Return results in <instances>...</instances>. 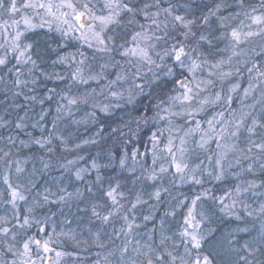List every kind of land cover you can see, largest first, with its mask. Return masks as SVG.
<instances>
[{"label": "snow or ice", "instance_id": "6c2138e0", "mask_svg": "<svg viewBox=\"0 0 264 264\" xmlns=\"http://www.w3.org/2000/svg\"><path fill=\"white\" fill-rule=\"evenodd\" d=\"M0 83V264H264V0H0Z\"/></svg>", "mask_w": 264, "mask_h": 264}, {"label": "trees", "instance_id": "16d2710c", "mask_svg": "<svg viewBox=\"0 0 264 264\" xmlns=\"http://www.w3.org/2000/svg\"><path fill=\"white\" fill-rule=\"evenodd\" d=\"M229 2H231V0H229ZM37 31L39 33V32L46 31V29L45 30H37ZM33 38H35V37H33ZM46 70L51 71V68H47L46 67ZM42 83H43V81H42ZM53 86H56V82H53V81L47 82V87H53ZM3 89H4V84L3 83H0V116H3L5 114L4 110L6 108H8L9 107V104L11 103V98H9L8 101H5V96H4V93H3ZM16 103L23 104L24 103L23 97L18 98L16 100ZM43 107L44 108H49V104L46 103ZM35 110L38 113L40 111V106L37 105ZM218 110H219L218 108H212V109H210L208 111V113L211 115L213 111H218ZM49 111H50V113H53L54 114V104L49 109ZM19 114L20 115H23L22 112H20ZM16 115H17V112L13 111L12 112L13 118H15ZM82 115H83V112L80 113V116H82ZM115 116L116 117H119V116H121V113L117 112L115 114ZM201 116H203V115L201 114ZM51 118H52L51 114H48V120L49 121L51 120ZM66 123L67 122H65V124ZM36 134L39 135V131L38 130L36 131ZM147 136H148V133L146 131L145 132H142L136 138V141L131 144V147L128 150L131 151L132 148H137L139 151L143 152V150H144V143H145V140L147 139ZM126 139H127V137H126ZM29 166H31V165H29ZM53 175L58 176L59 175V171L58 170L55 171L53 173ZM112 175H113V173L110 172V171L105 173V176L106 177L107 176H112ZM120 179L123 181V176L122 175L120 176ZM130 186L131 185L129 184V187ZM184 190L186 191L187 189L185 188ZM253 199H255V198H253ZM80 208H84V204H81L80 205ZM53 211H55V209H53ZM161 211H162V209H161ZM64 215L69 220H71L70 227H72L73 229H76L77 232L80 233V238H82V239L83 238H86L87 235H88V228L90 227L88 215L85 212H78L75 205L71 208V211H69V209L65 208L64 209ZM61 218L62 217L60 215H57V217H56L57 223H59V221L61 220ZM140 218L142 219V217H140ZM156 219L158 220L159 217L157 216ZM177 219H179V217H177ZM151 227H152V225L151 224H148V228H151ZM208 227H211V228L215 229V231L212 234V238H213V240H216L228 228L235 227V222L233 221L232 218L225 217V218H222L221 219L219 217H216V218L213 219V223L210 224V225H208ZM175 228H176V221H170V224H169V234H171V231H174ZM57 230H59V229H57ZM33 231H35V230L33 229ZM140 231L143 232L144 229L141 228ZM145 239H146V237H145ZM142 242H143V240H142ZM116 243H120V241L117 240ZM176 243H177V247H179L180 250L182 251L183 248H182V245L179 244L178 238H177ZM54 247H56L57 250H61V251L71 252V251L74 250L73 244H72L71 241H63L61 245H54ZM207 247L208 246L205 245V248H207ZM96 251H98V249H96V248H93L91 250V252H88L86 250H81L80 253H79V255H80V264H92L93 260L96 258L95 257ZM52 255L54 256V254H52ZM66 264H72V261L71 260H67Z\"/></svg>", "mask_w": 264, "mask_h": 264}, {"label": "rangeland", "instance_id": "374dc122", "mask_svg": "<svg viewBox=\"0 0 264 264\" xmlns=\"http://www.w3.org/2000/svg\"><path fill=\"white\" fill-rule=\"evenodd\" d=\"M246 76H247V73H245L244 76H241V77H238L236 78V80L233 81V83L235 82H239V84L241 85L240 88L237 89V93H239L240 95H242L243 93V87H246L247 86V79H246ZM237 93H233V104H232V107L233 108H239L240 107V99H239V95H237ZM248 103H251V101H247ZM236 107H235V106ZM209 116L210 114L207 113ZM203 115V114H202ZM214 146V145H213ZM144 151V150H143ZM80 223V222H79ZM75 224V223H74Z\"/></svg>", "mask_w": 264, "mask_h": 264}, {"label": "flooded vegetation", "instance_id": "af4514ba", "mask_svg": "<svg viewBox=\"0 0 264 264\" xmlns=\"http://www.w3.org/2000/svg\"><path fill=\"white\" fill-rule=\"evenodd\" d=\"M52 255V254H51Z\"/></svg>", "mask_w": 264, "mask_h": 264}]
</instances>
